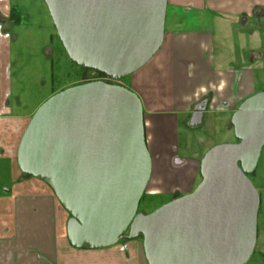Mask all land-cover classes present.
Segmentation results:
<instances>
[{"label": "water", "instance_id": "obj_1", "mask_svg": "<svg viewBox=\"0 0 264 264\" xmlns=\"http://www.w3.org/2000/svg\"><path fill=\"white\" fill-rule=\"evenodd\" d=\"M69 61L112 81L148 63L164 37L167 0H43ZM206 100L189 125L201 123ZM236 142L211 147L189 194L138 213L151 176L140 99L95 81L62 90L31 116L19 170L46 184L69 215L73 248L99 250L141 237L147 264H246L260 198L249 176L264 145V92L230 119Z\"/></svg>", "mask_w": 264, "mask_h": 264}, {"label": "crops", "instance_id": "obj_2", "mask_svg": "<svg viewBox=\"0 0 264 264\" xmlns=\"http://www.w3.org/2000/svg\"><path fill=\"white\" fill-rule=\"evenodd\" d=\"M30 1L36 2V14L43 0H0V162L5 164L0 172V264H147L140 239L99 250L70 246L67 212L46 184L17 167V147L30 118L13 117L8 107L11 43L32 27L40 28L32 13L22 10ZM130 77L125 88L141 101L152 163L145 194L167 195L168 202L191 193L201 180L204 154L215 145L236 142L228 141V136L235 140L233 113L264 92V0H167L163 42ZM204 100L200 125L190 127L194 107ZM263 151L264 145L259 159ZM257 188L264 191L262 185ZM261 207L260 202L258 258L252 264H264Z\"/></svg>", "mask_w": 264, "mask_h": 264}, {"label": "rangeland", "instance_id": "obj_3", "mask_svg": "<svg viewBox=\"0 0 264 264\" xmlns=\"http://www.w3.org/2000/svg\"><path fill=\"white\" fill-rule=\"evenodd\" d=\"M35 3L34 1L25 2L22 10L32 13V18L40 25V28L32 27V32L22 35V38L18 36L17 41L11 43V94L8 107L13 110V117L28 115L31 118L37 108L52 95L84 82L103 81L123 87L130 86L131 75L118 81H112L108 77L95 75L90 71H80L77 66L72 65L58 40L46 6L41 1L37 2L36 12L42 14L37 19V13H34L33 8ZM30 22L33 25L29 19ZM11 34L13 35V31ZM218 122L220 127L226 124L224 119ZM217 138L223 139V136H217ZM228 141L236 140L228 136ZM12 152H15V147ZM4 166L5 164L0 162V172L3 171ZM249 179L259 195L261 208L264 209V191H259L257 188L258 185L264 187V151L260 156L256 172L253 176L250 175ZM199 182L200 180L197 181L194 189ZM167 199V195L152 196L146 193L139 204L138 213L148 214L165 204ZM257 258L258 255L253 252L246 264L255 263Z\"/></svg>", "mask_w": 264, "mask_h": 264}, {"label": "trees", "instance_id": "obj_4", "mask_svg": "<svg viewBox=\"0 0 264 264\" xmlns=\"http://www.w3.org/2000/svg\"><path fill=\"white\" fill-rule=\"evenodd\" d=\"M73 65V64H72ZM80 71H90V72H92V74H95V75H100V76H105V75H103V74H101V73H99V72H96V71H92V70H88V69H84V68H79V67H77ZM106 77V76H105ZM84 83H89V82H84ZM83 83V84H84ZM254 175V173L251 175V176H253ZM25 176H27V177H30V176H28V175H25ZM145 194V193H144ZM144 194H143V196H144ZM143 196H142V198H141V200H140V203H141V201H142V199H143ZM175 198H178V196H174V197H172L171 198V200H173V199H175ZM138 239H141V237H139ZM122 241H125V240H122ZM255 252V251H254Z\"/></svg>", "mask_w": 264, "mask_h": 264}, {"label": "flooded vegetation", "instance_id": "obj_5", "mask_svg": "<svg viewBox=\"0 0 264 264\" xmlns=\"http://www.w3.org/2000/svg\"><path fill=\"white\" fill-rule=\"evenodd\" d=\"M141 240V239H140Z\"/></svg>", "mask_w": 264, "mask_h": 264}]
</instances>
